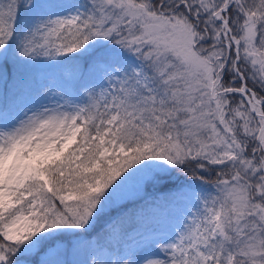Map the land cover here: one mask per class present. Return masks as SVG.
Wrapping results in <instances>:
<instances>
[{
	"label": "snow or ice",
	"instance_id": "6c2138e0",
	"mask_svg": "<svg viewBox=\"0 0 264 264\" xmlns=\"http://www.w3.org/2000/svg\"><path fill=\"white\" fill-rule=\"evenodd\" d=\"M40 60L87 100L0 107V264H264V0H0V80ZM175 175L181 231L69 259Z\"/></svg>",
	"mask_w": 264,
	"mask_h": 264
},
{
	"label": "rangeland",
	"instance_id": "374dc122",
	"mask_svg": "<svg viewBox=\"0 0 264 264\" xmlns=\"http://www.w3.org/2000/svg\"><path fill=\"white\" fill-rule=\"evenodd\" d=\"M79 2H84V0H79ZM17 72L23 74L26 72V79L23 84L16 86L9 93L11 95L8 100L10 107H33L32 101L37 97H39V103L45 105L56 101L69 100L73 103H83L87 100L85 87L80 93L83 98L69 91L65 82L66 70L56 60L32 62L22 66ZM8 85V79L7 82L0 80L1 91L9 90L6 87ZM104 86L106 85L100 76H95L94 82L87 87L94 88L98 93ZM129 191L133 194L122 200L120 204L131 210L130 217H127V224L133 222L131 228L109 234L106 231V217L100 221L91 236L85 238L76 255H70L69 259H89L93 254L107 259L109 254L117 249L123 252L127 245H133L142 236L158 234L161 238H166L174 232L181 231L188 218V213L196 211L194 205L197 201L191 196L192 189L187 187L186 182L171 189L168 193L159 187H146L140 192H135L133 187ZM124 233H127V236ZM89 241L92 247H88Z\"/></svg>",
	"mask_w": 264,
	"mask_h": 264
},
{
	"label": "trees",
	"instance_id": "16d2710c",
	"mask_svg": "<svg viewBox=\"0 0 264 264\" xmlns=\"http://www.w3.org/2000/svg\"><path fill=\"white\" fill-rule=\"evenodd\" d=\"M63 66L66 70L65 82H66L67 88L71 92H73L75 94H79V96L82 97V94H80V93H82V90H84L83 88L85 86V81L79 79L78 74L76 72V69L74 68V66L72 64H63ZM25 75H26V72H25V74H23L22 72H17L16 70L13 71L12 75L9 76V79L11 80L10 81L11 88L24 83V81L26 79ZM93 81H94V78L90 79L87 82V84L88 83L90 84ZM2 97H3V95L0 94V99ZM8 100H9V97H7V95H6L4 100L3 101L1 100V102H2L1 105L4 106L5 104H8ZM83 101H84V99H83ZM187 179H189V178H185L182 175H175L174 179L169 183L167 188H161V189L167 191V193H168L169 191H171V189L178 187L181 183H185ZM211 179H214V177H212ZM128 210L129 209L126 208L125 211H128ZM127 217H130V214L128 216H126L124 223L122 225V230H125L127 228H131V225L133 224V222L127 224V220H128Z\"/></svg>",
	"mask_w": 264,
	"mask_h": 264
}]
</instances>
